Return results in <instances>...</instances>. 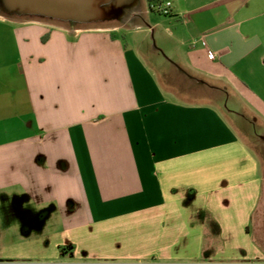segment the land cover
Listing matches in <instances>:
<instances>
[{
    "label": "crops",
    "instance_id": "obj_1",
    "mask_svg": "<svg viewBox=\"0 0 264 264\" xmlns=\"http://www.w3.org/2000/svg\"><path fill=\"white\" fill-rule=\"evenodd\" d=\"M171 1L172 29L147 0H129L117 25L0 15V195L53 207L40 229L54 232L13 256L264 264L254 148L211 100L167 94L170 74L119 35L149 26L180 78L233 92L264 124V0Z\"/></svg>",
    "mask_w": 264,
    "mask_h": 264
},
{
    "label": "rangeland",
    "instance_id": "obj_2",
    "mask_svg": "<svg viewBox=\"0 0 264 264\" xmlns=\"http://www.w3.org/2000/svg\"><path fill=\"white\" fill-rule=\"evenodd\" d=\"M129 7L123 6L120 12L112 18L105 20H95V21H75V20H59L49 17H37L35 15L29 14H19L12 13L6 9L5 0H0V15L17 19H31V18H41L55 23H73L76 26L82 27H93V26H107V25H117L120 24L124 15L129 12ZM150 14L153 16L154 20L159 19L162 21L161 29L165 27L172 29V26L168 22L170 16L160 14L157 10L151 11ZM153 20V21H154ZM132 23L128 26L123 27L119 31V35L125 41L129 42L131 45H136L143 48L146 52L147 62H151L152 59L157 61V64L162 68L161 71L168 72L170 78L168 81L164 82V89L167 94L174 97V99H191L194 101L201 100H211L213 104L223 111V114L227 119L232 122L239 130L243 138L249 142L254 148L255 153L259 156L261 160V168H264V124L261 122L257 123L253 121L252 114L243 111V103L233 92H223L210 90L207 86L203 85H192L188 81L183 80L177 75L173 66L170 63L167 55L162 51L157 49V44L160 45L158 41V35H155L152 30L148 31V27L144 25L142 29H137L131 27ZM170 31V30H169ZM150 64V63H149ZM171 80V81H170ZM173 83L169 86V83ZM166 83H168L166 85ZM264 171V170H263ZM2 193V192H1ZM11 195H0V264H41L37 256H13L17 249L16 244L20 243L22 240L36 238L45 233L54 232L53 227L49 228L47 231H42L40 229L41 221H44L48 213L52 211L53 207L48 205L44 210L42 208H36L34 204L26 203L25 197ZM16 199L23 202V205H17ZM36 212V213H34ZM44 216V217H42ZM21 252H19L20 254ZM23 254V253H21Z\"/></svg>",
    "mask_w": 264,
    "mask_h": 264
},
{
    "label": "water",
    "instance_id": "obj_3",
    "mask_svg": "<svg viewBox=\"0 0 264 264\" xmlns=\"http://www.w3.org/2000/svg\"><path fill=\"white\" fill-rule=\"evenodd\" d=\"M129 0H5L12 13L59 20L95 21L115 17Z\"/></svg>",
    "mask_w": 264,
    "mask_h": 264
},
{
    "label": "built area",
    "instance_id": "obj_4",
    "mask_svg": "<svg viewBox=\"0 0 264 264\" xmlns=\"http://www.w3.org/2000/svg\"><path fill=\"white\" fill-rule=\"evenodd\" d=\"M155 10H157L158 12L164 14V15H170L173 12V3L171 0H164L162 2H159L156 6H155ZM208 56L213 59L214 58V54L209 51L208 52Z\"/></svg>",
    "mask_w": 264,
    "mask_h": 264
},
{
    "label": "trees",
    "instance_id": "obj_5",
    "mask_svg": "<svg viewBox=\"0 0 264 264\" xmlns=\"http://www.w3.org/2000/svg\"><path fill=\"white\" fill-rule=\"evenodd\" d=\"M164 0H147L148 4L150 5V8L152 10H155V6L159 3V2H162ZM37 17H43V16H38V15H35ZM46 38V37H45ZM44 38V39H45ZM62 250L64 251L65 250V247H62Z\"/></svg>",
    "mask_w": 264,
    "mask_h": 264
}]
</instances>
